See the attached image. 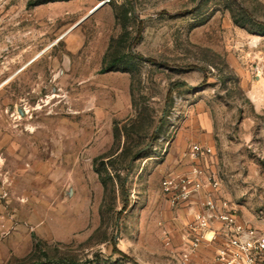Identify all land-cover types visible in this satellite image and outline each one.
<instances>
[{"label": "rangeland", "instance_id": "rangeland-1", "mask_svg": "<svg viewBox=\"0 0 264 264\" xmlns=\"http://www.w3.org/2000/svg\"><path fill=\"white\" fill-rule=\"evenodd\" d=\"M101 1L0 0V264H218L163 181L264 235V0Z\"/></svg>", "mask_w": 264, "mask_h": 264}, {"label": "built area", "instance_id": "built-area-1", "mask_svg": "<svg viewBox=\"0 0 264 264\" xmlns=\"http://www.w3.org/2000/svg\"><path fill=\"white\" fill-rule=\"evenodd\" d=\"M211 153V149L194 144L189 148L188 155L192 164ZM203 172L197 166H192L187 174L166 178L163 189L172 204L191 202L200 195L206 186ZM208 185L218 189L220 181L215 176L207 179ZM200 209L195 214V224L192 225L193 236L189 255L202 242L222 241L223 246L218 250V264H261L257 255L264 252V235L257 234L252 229H246L244 224H238L227 202L218 203L213 195H206L200 202ZM221 222V224H218Z\"/></svg>", "mask_w": 264, "mask_h": 264}, {"label": "trees", "instance_id": "trees-1", "mask_svg": "<svg viewBox=\"0 0 264 264\" xmlns=\"http://www.w3.org/2000/svg\"><path fill=\"white\" fill-rule=\"evenodd\" d=\"M258 25H259L261 28H263V27H264V22H263V21H258ZM129 151H130V150H128L127 148H126V149L124 148V149H122L121 154H126L127 152L129 153ZM141 156H142L141 153L138 152V153H136V154L133 156V159H138V158H140ZM130 168H131V166L128 167V171L130 170ZM96 171L99 173V175H100V177H101V181H102L104 187L107 188L109 178H103V176L101 175V172H100L99 168H96ZM120 187H121V191H122V193H124V192H125V186L122 185V186H120ZM36 247L39 248V244H37ZM42 253H43V256L45 257V259H46V261H47L46 263H44V262H40V261H33L32 259H27V258H26V259L18 260V261H17V264H50V263H54V262H51V261H50L47 252L43 251Z\"/></svg>", "mask_w": 264, "mask_h": 264}, {"label": "crops", "instance_id": "crops-1", "mask_svg": "<svg viewBox=\"0 0 264 264\" xmlns=\"http://www.w3.org/2000/svg\"><path fill=\"white\" fill-rule=\"evenodd\" d=\"M184 204L188 207L187 203ZM189 204L192 205L190 208H188L189 214L193 216V213L197 212L200 209L199 199L196 198L195 200H192Z\"/></svg>", "mask_w": 264, "mask_h": 264}, {"label": "water", "instance_id": "water-1", "mask_svg": "<svg viewBox=\"0 0 264 264\" xmlns=\"http://www.w3.org/2000/svg\"><path fill=\"white\" fill-rule=\"evenodd\" d=\"M107 1L108 0H103V1H101L100 3H98L94 8H92L91 10H90V12L86 15V16H84L76 25H78L81 21H83L84 19H86L87 17H89L91 14H93L94 12H96L98 9H100L104 4H106L107 3ZM75 25V26H76Z\"/></svg>", "mask_w": 264, "mask_h": 264}]
</instances>
